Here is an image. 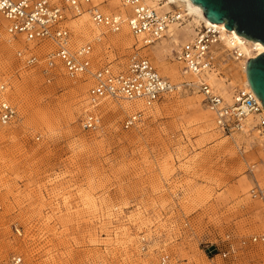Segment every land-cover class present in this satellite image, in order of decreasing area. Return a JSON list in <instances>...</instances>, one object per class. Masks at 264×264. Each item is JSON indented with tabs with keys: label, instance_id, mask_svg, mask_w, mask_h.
Here are the masks:
<instances>
[{
	"label": "rangeland",
	"instance_id": "374dc122",
	"mask_svg": "<svg viewBox=\"0 0 264 264\" xmlns=\"http://www.w3.org/2000/svg\"><path fill=\"white\" fill-rule=\"evenodd\" d=\"M105 1L106 12H123L120 0ZM181 15L175 39L167 33L146 46L124 22L120 31L126 27L131 47L113 42L118 32L97 27L83 34L70 21L72 43L101 40L94 46L95 67L145 56L173 82L168 72L180 71L181 83L190 78L181 74L174 51L204 26ZM14 39L24 45L0 51V83H9L8 98L17 108L16 119L0 127V257L17 253L25 264H209L208 243L224 249L225 233L237 243L263 229L264 208L250 194L264 187L260 141L247 133L222 134L196 89L164 96L130 129L122 121L141 106L104 98L96 107L102 128L87 132L79 121L90 77L72 79L57 70L48 80L43 53L32 67L15 56L25 44L45 46ZM216 43L209 55L213 71L231 92L244 87L235 81L240 74L221 68L224 58H234L232 49L219 53ZM226 264H264V244L240 247Z\"/></svg>",
	"mask_w": 264,
	"mask_h": 264
},
{
	"label": "built area",
	"instance_id": "2783aa9c",
	"mask_svg": "<svg viewBox=\"0 0 264 264\" xmlns=\"http://www.w3.org/2000/svg\"><path fill=\"white\" fill-rule=\"evenodd\" d=\"M106 1L96 0H0V42L6 37H22L23 42L34 45L44 44L40 50L29 48L16 49V58L25 66L38 64L39 54H44L42 74L50 80L54 71L62 70L69 78L89 76L91 84L86 91L87 108L81 114L80 128L96 132L102 128V116L96 109L104 98L123 99L140 103L122 121L123 129L135 127L142 119L145 109L151 108L164 96L180 88H192L202 95V100L213 115L217 129L224 135L249 133L253 129L261 138L260 147L264 151V106L249 87L235 88L229 100L215 91L204 80L185 81L179 87L161 75L152 62L145 56H130L125 63L107 62L99 67L93 66L92 57L95 43L100 40L86 41L74 46L73 33L69 26L72 18L86 13L90 21L113 33L119 32L126 22L131 34L144 45H151L163 38L168 26L181 21L179 13L159 11L147 0H120L124 12H106L101 6ZM220 41V32L213 26H204L191 40L184 42L174 51L175 59L182 64L186 73L200 75L214 65L209 60L210 47ZM232 54L242 57L237 47ZM9 83H0V127L12 123L17 117V108L9 98ZM251 119L249 121L248 119ZM250 123V124H248ZM249 130V132L247 131ZM253 198L261 201L264 208V187L256 185L250 189ZM1 210V204H0ZM16 231L18 229L15 228ZM226 247L210 242L205 247L209 264H226L235 258L240 247L248 243L264 244V227L247 239L232 240L230 233L222 239ZM218 258V261L217 259ZM165 261L162 260L161 264ZM0 264H25L22 255L13 253L0 257Z\"/></svg>",
	"mask_w": 264,
	"mask_h": 264
},
{
	"label": "bare ground",
	"instance_id": "6f19581e",
	"mask_svg": "<svg viewBox=\"0 0 264 264\" xmlns=\"http://www.w3.org/2000/svg\"><path fill=\"white\" fill-rule=\"evenodd\" d=\"M96 1H104V0H96ZM159 1L160 0H147V2L150 3L151 6H154L159 11H163L162 7L164 5H174V7L177 8V11H174V12L179 13L181 18H182L181 14H183L186 17L187 16L192 17V20H189V23H195L197 26L201 25L203 23L204 26H213L215 29H218L220 32V41H218L215 45L218 52L224 53V52L229 51L230 49H233L234 47L235 48L237 47L238 51H240L241 55H242V57H239V58H236L234 55H233L234 56L233 59L230 57L224 58L223 61L221 62V68L223 70L228 69L229 71L232 69L235 71L236 74L237 73L240 74V76H239L240 79L235 80V81H236V83L243 84L244 87H238V88L246 89V87L250 86L248 83V80H247V76H246V63H247V60L249 58H252V57H254L260 53H264V45L261 42L256 41V40H251V39L246 38L242 35H239L233 29L232 30L227 29L226 27H224V25H225L224 22L216 23V22L210 21L209 19H207L204 16L203 9L199 5L192 2L191 0H162L163 1L162 4H160ZM101 8L104 11H107V8H104L103 6H101ZM124 10L125 9L123 7V12H124ZM123 12L122 13L120 12V13L123 14ZM88 19H89L88 15L86 13H84L78 17L72 18L70 20L71 22L70 21L69 22L72 23V27H74V30H76V32H79V33L83 32V34H88L89 32H92L93 30H99V28H97L99 26H95L90 21V19H89V21L92 24L89 23L87 21ZM179 25H180L179 22H175V23L170 24L168 26L166 34L168 33L170 38L175 39L176 29H177L176 27H179ZM125 29H126V27L124 26L122 28V30L117 33V35L115 37L113 36L114 37L113 42L118 43V44L122 45L123 47H131L133 42H132V39L130 40L126 36V30ZM127 30H128V28H127ZM190 30H193V29H190ZM197 32H196V34H197ZM21 42L22 41H19L18 39L15 40V39L6 37L4 40H2L0 42V51H2L1 53L8 54L7 52H9L8 50L10 49V47H12V46L13 47H17V46L22 47L24 44ZM29 45L31 46L32 43L29 42ZM42 45H44V44H42ZM1 55L2 54H0V57H2ZM209 55H210V50H209ZM209 60L211 61L210 57H209ZM1 63H2V61L0 62V64ZM172 69H173L172 70L173 72H168V73L171 74L173 77L172 79H174V82L173 81L172 82L179 87L185 81L181 82V83L179 81V83H178L176 79H180L179 78L180 71H177L174 68H172ZM213 70H214V67H212L210 70H208V71H206L200 75H194L191 73H186L183 70H181V74H184V76L186 75L190 78V80H188V81L186 80L187 82H191L192 80H193L192 82H198V81L204 80L215 91H217L219 94H221L226 100H229L232 92L228 89V83H226V80H224L223 76H218L217 72H215ZM235 73H232V76ZM227 82H229V81H227ZM132 104L134 106L140 105V103H132ZM127 106H130V105L127 104ZM140 106L142 107V105H140ZM125 107H126V105H125ZM113 108H114V111H117L119 109L118 106H115ZM212 117H213V115H212ZM248 120L250 121L251 119L249 118ZM247 131L249 132V130H247ZM248 135L251 136L252 139H253V137H256L258 139V142L259 141L261 142L260 136L258 135V133L254 129L251 132H249ZM261 205H262V203H261ZM263 227H264V220H263Z\"/></svg>",
	"mask_w": 264,
	"mask_h": 264
},
{
	"label": "water",
	"instance_id": "95a60500",
	"mask_svg": "<svg viewBox=\"0 0 264 264\" xmlns=\"http://www.w3.org/2000/svg\"><path fill=\"white\" fill-rule=\"evenodd\" d=\"M203 9L212 22H224V27L235 30L264 45V0H191ZM246 76L250 88L264 106V53L249 58Z\"/></svg>",
	"mask_w": 264,
	"mask_h": 264
},
{
	"label": "crops",
	"instance_id": "0c3cea01",
	"mask_svg": "<svg viewBox=\"0 0 264 264\" xmlns=\"http://www.w3.org/2000/svg\"><path fill=\"white\" fill-rule=\"evenodd\" d=\"M185 41H186V40H185ZM183 43H184V41H183L182 43H180V45H182ZM180 45H179V46H180ZM179 46H178V47H179ZM209 112H210V111H209ZM210 113H211V112H210Z\"/></svg>",
	"mask_w": 264,
	"mask_h": 264
}]
</instances>
